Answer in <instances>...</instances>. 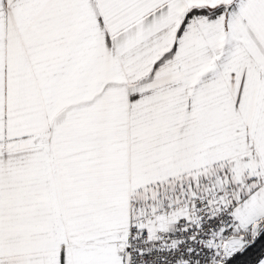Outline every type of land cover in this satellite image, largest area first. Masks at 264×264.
Wrapping results in <instances>:
<instances>
[{
	"label": "snow or ice",
	"instance_id": "6c2138e0",
	"mask_svg": "<svg viewBox=\"0 0 264 264\" xmlns=\"http://www.w3.org/2000/svg\"><path fill=\"white\" fill-rule=\"evenodd\" d=\"M0 264H264V0H0Z\"/></svg>",
	"mask_w": 264,
	"mask_h": 264
}]
</instances>
